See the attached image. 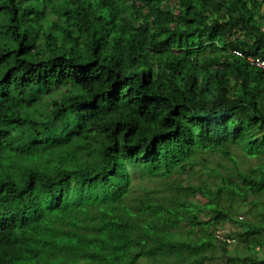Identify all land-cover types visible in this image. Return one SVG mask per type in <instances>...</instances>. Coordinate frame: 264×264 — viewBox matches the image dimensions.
I'll use <instances>...</instances> for the list:
<instances>
[{
    "label": "trees",
    "instance_id": "obj_1",
    "mask_svg": "<svg viewBox=\"0 0 264 264\" xmlns=\"http://www.w3.org/2000/svg\"><path fill=\"white\" fill-rule=\"evenodd\" d=\"M249 57L258 0H0V264H264V165L233 153L264 157Z\"/></svg>",
    "mask_w": 264,
    "mask_h": 264
},
{
    "label": "rangeland",
    "instance_id": "obj_2",
    "mask_svg": "<svg viewBox=\"0 0 264 264\" xmlns=\"http://www.w3.org/2000/svg\"><path fill=\"white\" fill-rule=\"evenodd\" d=\"M38 92L41 91V88H37ZM20 130L25 132L27 136L31 139H36L37 136L31 132L30 129L27 127H22ZM233 153L235 155V158L238 160L240 168L244 171V173L249 172L251 168H255L261 165H264V157H261L259 159L255 158H247L243 156L238 150H233ZM217 164V162L222 161L224 164L228 165L225 160H222L218 156L211 157ZM198 182V181H196ZM150 185V187H156L158 183L154 182H144V184ZM253 200H260L264 202V196L263 197H256L254 195H250L248 201ZM191 201L194 203V207L191 208V210L195 212H199L201 214V217L204 221L208 220L211 217V203L208 199L202 197L201 195L197 194L195 197L191 199ZM253 209V212H263L262 211V205H259L258 207H251L249 205L241 206L239 207L237 211L236 217L241 218L243 220H251L252 212L250 210ZM185 227V226H184ZM219 234L222 238H225L229 241V236H236L239 232H243L244 228L240 224H235L232 222H226L221 225L219 229ZM230 242V241H229ZM243 243H241L236 237L235 240L229 243L228 250L231 252H234L236 249L242 250L243 249ZM218 255L220 254V249L215 251ZM213 252H208V254H211ZM205 264H225V261L223 259H218L214 262L206 261Z\"/></svg>",
    "mask_w": 264,
    "mask_h": 264
},
{
    "label": "built area",
    "instance_id": "obj_3",
    "mask_svg": "<svg viewBox=\"0 0 264 264\" xmlns=\"http://www.w3.org/2000/svg\"><path fill=\"white\" fill-rule=\"evenodd\" d=\"M258 1L264 5V0H258ZM235 53L239 56L241 55L239 51H235ZM248 59L253 66L264 71V59L263 58L249 57Z\"/></svg>",
    "mask_w": 264,
    "mask_h": 264
}]
</instances>
